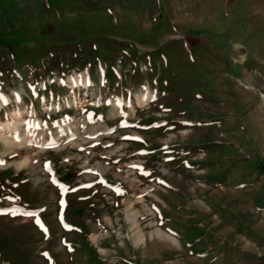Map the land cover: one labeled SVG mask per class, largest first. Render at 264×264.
<instances>
[{
    "label": "rangeland",
    "instance_id": "1",
    "mask_svg": "<svg viewBox=\"0 0 264 264\" xmlns=\"http://www.w3.org/2000/svg\"><path fill=\"white\" fill-rule=\"evenodd\" d=\"M0 208V264H264V0H0Z\"/></svg>",
    "mask_w": 264,
    "mask_h": 264
},
{
    "label": "bare ground",
    "instance_id": "2",
    "mask_svg": "<svg viewBox=\"0 0 264 264\" xmlns=\"http://www.w3.org/2000/svg\"><path fill=\"white\" fill-rule=\"evenodd\" d=\"M76 81H78V80H76ZM87 81L88 80H86L85 81V84H84V86L86 87L87 85H88V83H87ZM84 83V82H83ZM71 92L73 93L74 91L73 90H71ZM74 97H75V94H74ZM118 104V103H117ZM19 115H21L18 111L16 112V113H14V114H12L11 115V117H12V121L11 122H8L7 123V125H6V128H8V129H10V130H15L16 131V129H17V122H18V120H20V117H19ZM69 125V124H68ZM68 125H63V123H59V131L60 132H63V131H65V130H67V128H68ZM20 135V134H19ZM18 136V135H17ZM24 137V136H23ZM133 225H135L136 226V224L134 223ZM154 233V232H153ZM155 234H157V236L158 237H160V238H163V239H165V240H171L167 235H163L162 233H161V231H159V230H155ZM134 238L135 239H139V240H142L143 239V236L140 234V232L138 231V232H134Z\"/></svg>",
    "mask_w": 264,
    "mask_h": 264
},
{
    "label": "snow or ice",
    "instance_id": "3",
    "mask_svg": "<svg viewBox=\"0 0 264 264\" xmlns=\"http://www.w3.org/2000/svg\"><path fill=\"white\" fill-rule=\"evenodd\" d=\"M45 255H47V254H45Z\"/></svg>",
    "mask_w": 264,
    "mask_h": 264
}]
</instances>
